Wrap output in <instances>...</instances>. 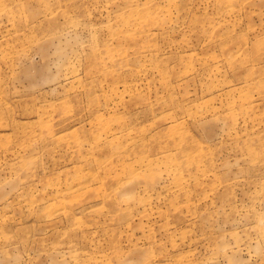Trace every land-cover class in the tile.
I'll return each instance as SVG.
<instances>
[{"label":"rangeland","instance_id":"374dc122","mask_svg":"<svg viewBox=\"0 0 264 264\" xmlns=\"http://www.w3.org/2000/svg\"><path fill=\"white\" fill-rule=\"evenodd\" d=\"M0 264H264V0H0Z\"/></svg>","mask_w":264,"mask_h":264}]
</instances>
